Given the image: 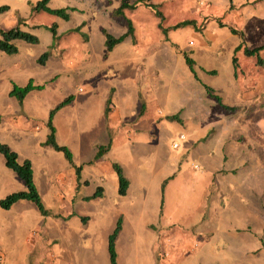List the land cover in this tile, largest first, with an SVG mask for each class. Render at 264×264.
Masks as SVG:
<instances>
[{
    "label": "rangeland",
    "instance_id": "1",
    "mask_svg": "<svg viewBox=\"0 0 264 264\" xmlns=\"http://www.w3.org/2000/svg\"><path fill=\"white\" fill-rule=\"evenodd\" d=\"M38 1L0 0V6L19 5L21 13L29 15L11 25L9 9L0 14V25L5 29L20 26L38 37L35 44L18 40L23 45L11 59L28 61L21 73L27 77L24 82L33 78L35 83L45 84L25 104L15 99L16 111L0 114V142L16 151L21 162L34 161V184L50 214L43 215L29 200H19L10 209L0 205L1 251L25 253L27 263L34 264V259L57 243L69 248L76 242L71 252L89 251L92 261L96 250L100 260L119 223L115 243L120 264H168L172 239L178 235L194 241L199 250L195 264L205 263L210 250L220 260L235 248L242 250L224 238L229 233L225 221L237 223L243 230L236 233L242 247L250 237L262 239L258 244L264 245V228L252 223L249 229L245 211L233 210L235 204L247 203L258 215L264 199V50L261 62L245 54L246 48L264 44V0H124L134 8L124 9L122 18L113 17L104 7L100 11V0H89L92 8H69L68 19L33 11ZM115 1L119 0L111 4ZM66 2L50 0L49 7L66 8ZM110 19L120 20V26ZM130 23L133 31L113 51L108 50L106 33L120 37ZM52 24L61 30L56 32L58 39L49 29ZM45 52H50L45 64L36 63L35 58ZM9 60L0 57V89L5 88V77L8 81ZM70 60L72 65L66 66ZM91 87L98 89L94 95ZM76 95L78 102L65 104L56 112L53 122L59 128L75 121L73 106L78 123L93 124L81 130L96 134L98 125L107 122L110 103L120 111L129 104L131 110L123 120H143L152 126L129 146L110 150L104 146L99 167L95 158L100 146L90 150L66 145L75 158L94 159L84 163L86 169L71 180L76 176L73 165L62 152L40 141L49 132L51 110ZM106 102L102 112L100 107ZM174 115L178 121L161 122ZM22 121L29 125L26 132L17 125ZM66 132L65 136L58 134L61 145L68 139ZM175 140L179 147L173 146ZM114 162L121 165L129 181L125 195L117 191L120 185ZM85 176L91 180L87 185L83 184ZM73 182L78 185L76 192ZM24 183L0 153V201L25 190ZM103 184L105 195L94 198L98 185ZM245 188L250 195L242 193ZM82 195L88 199H81ZM211 203L213 209L203 213ZM81 217L87 220L78 225ZM258 249L257 253H264V246ZM89 257L86 254L80 259Z\"/></svg>",
    "mask_w": 264,
    "mask_h": 264
},
{
    "label": "crops",
    "instance_id": "2",
    "mask_svg": "<svg viewBox=\"0 0 264 264\" xmlns=\"http://www.w3.org/2000/svg\"><path fill=\"white\" fill-rule=\"evenodd\" d=\"M102 1L103 0H100L101 4L97 5L98 8L101 11V8L104 7L106 9V12L110 13V14H113L114 11L119 7V5L121 3V0H119V1H115V4L112 5L111 4L112 0H104L106 2V4L103 5ZM67 3H68V5H64V3H62V5H64L65 7L68 6V7H66V8H68V11H69V8H73L76 10L81 9L82 11H84L85 9L92 8L90 3H89V0H67L66 4ZM18 6L19 5L10 6V8H9V9H12V11L10 13H8L7 16H8V23L11 25H15L16 20L18 22V18L23 19V17L29 16V15L25 16L24 13H21ZM97 6H94L93 8H96ZM28 7L30 9V6H28ZM82 13L84 14V12H82ZM113 17L122 18V16H113ZM112 21L114 22V24L118 23V26H120V22H121L120 20H117V19L111 20L110 19V22H112ZM114 24H113V26H114ZM79 25L80 24L78 23L77 27ZM12 27H15V26H11V28ZM3 29H5V28H3ZM8 29H10V28H8ZM57 31H58L57 33L60 34L59 32L61 30L59 28L57 29ZM122 31H121V34L122 35L125 34V30L123 29ZM17 41H15L16 45L18 46V52L17 53L8 54L5 52L4 53L0 52V57L2 55V57H4V58L6 57V60L10 58L7 66H6V69L8 70V73H7L8 81L12 80V85L8 84V81H6V77H5L3 79V81L5 83V88L0 89V104H2V107H0V114H3V115L6 114L7 112L9 113L12 110L13 111L17 110L14 108L15 104H16V102H15L16 98L11 97L9 95L10 91L13 88V83H16L18 85L21 84L20 86H24L28 83V81H30V79H29L28 81L24 82L27 79V77H24V75L21 74L23 69L27 67L28 61L25 60L23 62L17 58L11 59V58H13V56H16L19 53L20 45H23V43L17 44ZM30 44H32V43H30ZM114 48H115V46L113 47V49ZM113 49H112V51H113ZM112 51H110V52H112ZM40 56L35 58L36 63L38 62V59L40 58ZM71 65H72V60H70L66 64V66H69V67ZM53 78L54 77H51L50 80ZM0 80H2V79H0ZM32 80H33V78H32ZM6 83H7V87H6ZM33 83L36 85H41V84L35 83L34 80H33ZM22 84H24V85H22ZM43 85L45 88V84H43ZM43 89H41V90H43ZM41 90H32L31 92H29L28 95L26 96V98L24 99L23 103L25 104V101L27 100V98L31 94L35 93L36 91L40 92ZM90 90H91L90 93L92 95H94L98 89L91 87ZM92 99H93V96H92ZM78 100H79V96L76 95L72 98V102H70L67 105H70V104L74 103L75 101L78 102ZM87 100H88V97L85 98V101H87ZM77 104H79V103H77ZM77 104H75V105H77ZM106 105H108V102H106L105 104H103L100 107V109H102V112L104 110L103 108L106 107ZM109 105L111 106V111L109 113V116H107L108 119H107V117L104 118L105 120L107 119V122L105 121V124L100 123L98 125V127H100V130L97 131L96 134H92V135H89V134L87 135V133L83 132L81 130V128H82V126L93 127V124H87L86 125V123H82V124L78 123L76 120V114L74 113L75 110L73 109V106H72L71 107L72 112H73L72 116L75 118V121L72 120L71 122L67 123L65 126H63L61 128H59L58 124L54 123L56 126L57 137L59 136L58 135L59 132H60L61 136H65L66 135L65 130L67 131L66 133H67L68 139L65 142H62V145H68L69 147L70 146H72V147H80L81 146V147H87L88 149L90 147V150H91V147H94V146H101V147L103 146L104 147L107 145L109 147L108 149L110 150V148L113 146H115V147L129 146L128 143L129 142L131 143L132 140H134V139H138V137H137L138 135L141 136V134H142L143 136H145L143 133L150 130L152 125H150L149 123H147L143 120L141 122L139 121V122H133V123H130L127 120H123V118L127 114V112L129 114V112L131 110L130 108H128L129 104H126L125 106H123V109L121 111H120V109H116L115 108L116 106H114L112 103H110ZM62 107H64V106H62ZM62 107H60L59 110H61ZM164 120L166 121L169 119L168 118L167 119L162 118L161 122ZM155 121L156 122H154V123H159L160 120H158V121L155 120ZM169 121H171V120H169ZM13 124H16L15 121H13ZM17 125L19 126V129H21L22 131H25V132L27 131L26 128H28V126H29L28 124H26L25 121L19 122V123H17ZM63 129H65V130H63ZM75 132H77V133H75ZM29 136L33 137L31 134H29ZM45 141H46V138L42 139L40 141V143L45 144ZM72 153H73V159L75 161L74 164L81 167L80 172H82L83 170L86 169L85 168L86 166L84 163L91 162L92 160H94L90 157L86 158V159L84 158L83 160H80L79 156L77 158H75V152L73 151V149H72ZM103 157H104V155L101 158H98V159L95 158L97 167L103 165V163H101L103 161ZM26 158H27V155H26ZM82 161H83V163L81 164ZM71 168L76 172V169L74 168V166H71ZM106 169H107V167H106ZM76 177H77V173H76V176H73V178H71V180H73ZM90 181L91 180H89L85 176V180H84L83 184L87 185V183ZM74 182H75V180H74ZM74 182H73V185H75L74 190L76 192L78 185L74 184ZM98 186L103 189L102 197H99L102 199L103 196L105 195L104 192H105L106 185H104L103 187L101 185H98ZM225 187L228 188V184H226ZM242 193H247L250 195V189L245 188V189H243ZM86 197H87L86 195H82L81 199L85 200ZM206 201H207V199H206ZM212 203L214 204V202H212ZM212 203L205 206L203 213H204V211H207L208 208L213 209L214 206ZM218 203L219 204L222 203L221 204L222 207L225 206L223 201H221L220 199H218ZM105 206H107V204ZM258 207H259L258 211H260V213L258 215H256L255 211H253L252 208L250 206H248L247 203L235 204L233 207V210H235V209L240 210L241 209V210L245 211V214L243 213V218H248L247 219V225H248L249 229H250V226L252 223L258 227L264 228V199H263L261 205L259 204ZM124 213L125 212H122L121 215ZM72 216H70V217H72ZM79 219H80V223L78 225H81L82 224L81 222H85L87 220V217L86 218L81 217ZM237 222H239V221L237 220ZM224 224L229 225V233L226 236H224V238H226L228 241L227 240H225V241H227V242L232 241V243L234 245H236V247L242 248V250H237L234 247L235 249L231 253H228L227 257L225 255L220 260H218L219 256H218L217 252L210 250L207 253L209 259H207V261H205V263L203 262L201 264H225L226 261H228V264H264V253H257L261 249L255 250L256 248H261L264 246V245L258 244V242L261 241L262 239L261 240L260 239L257 240V238L251 239V237L249 236L250 241L246 242L245 245L242 247L239 243L240 236L236 235L237 232H243V230L238 227L239 224L237 225V223L236 224L229 223L228 221H225ZM233 226H236V229H234ZM232 229H234V231ZM209 231L210 230H208L207 232H209ZM202 233L203 232H201L200 234L202 235ZM212 233H214V231ZM186 234H187V232H186ZM195 234H196V232H195ZM172 241H174L173 242L174 246L171 247L170 252H168V258L166 259L168 264H195L196 263V260H194V258H196V255L199 253V250L194 245V241L192 242V240L187 235L186 236H184V235L175 236L172 239ZM42 246H44V245L42 244ZM170 246H171V244H170ZM75 248H76V242H75L74 247L69 246V248H66V246H61V245H59V243H57L55 246L51 247V250L49 252H47V250H46L45 252H42V254L39 258L34 259L33 260L34 264H104V261H106V264H111V261L109 260L110 254L108 252L109 251L108 245H106V249H105L104 253H102V258L100 260L96 259V256H100V253H98L96 250H94L93 252H94L95 258H93L92 261H90L91 253L89 251H88V253L85 251L71 252ZM88 248H89V246H87V249ZM116 248H117V245H116ZM116 251H117L116 261H118V264H120L119 259L121 256H120V253L118 252V248L116 249ZM21 254L22 253H20V254L18 253L17 255H11L8 252H6V254H5L1 251V248H0V264H3V263H5V264H28L26 261L25 253L23 255H21ZM86 254H89L90 257L87 258L86 260L81 261L80 258H84L86 256ZM73 256L76 257L77 260H74ZM212 256H214V257H212ZM215 259H216V262L214 263L213 261ZM1 262H3V263H1Z\"/></svg>",
    "mask_w": 264,
    "mask_h": 264
},
{
    "label": "trees",
    "instance_id": "3",
    "mask_svg": "<svg viewBox=\"0 0 264 264\" xmlns=\"http://www.w3.org/2000/svg\"><path fill=\"white\" fill-rule=\"evenodd\" d=\"M49 2L50 0H39L34 6H33V11H47L51 14H55L58 15L64 19H68L70 17V13L68 12V8H51L49 7ZM126 8H134V4L131 5L129 3H127L126 1H122V4L120 5L119 8H117L114 11V16H122L124 14V9ZM9 10V6L8 5H1L0 6V14L6 12ZM21 20V18H20ZM78 29L80 27H77ZM49 29L51 30V33H53L54 35V39H58L57 36V25L52 24ZM133 31V28L131 26L130 23V27L129 30L125 32V34L121 35L120 37H115L113 35H111L110 33H106V46L108 50H112L113 47L120 43L121 41H123L127 35L130 34V32ZM232 32H235V30H233ZM17 40H21V41H25L28 43H32L35 44L38 42V37L33 34L30 33L22 28H20V26H15L12 27L10 29H3L0 26V52H5L8 54H14L18 52V46L16 45ZM240 47H237L236 50H238ZM264 50V44L254 48V49H249L246 48L245 49V54L248 56H256L259 61H262V57H261V51ZM50 56V52H45L43 53L40 58L38 59V62L41 64H45L46 60L48 59V57ZM187 59V63L192 65V61L190 60V58L186 57ZM233 61V65L235 67H237L238 65V61L236 56L233 57L232 59ZM44 88V85H36L33 83V80H30L26 85L24 86H20L16 83H13V88L10 91L9 95L11 97L16 98L19 103H23L24 99L26 98V96L28 95L29 92H31L32 90H41ZM209 91L211 92L212 89L210 87H208ZM215 96V95H213ZM218 98V101L221 105H223L222 100L219 96H216ZM70 102H72V98L68 97L66 98L62 103H60L57 107H54L49 115V121H48V128H49V132L48 135L46 137V141L45 144L46 145H50L52 146L55 150L62 152L66 159L74 166V168L76 169V173L77 176L80 174L81 171V167L77 166L74 164L73 162V153L72 151L66 146V145H61L58 143L57 141V135H56V126L53 122L54 116L56 114V112L58 111V109L62 106H64L65 104H69ZM225 108H233V107H227V106H223ZM109 111V109L107 108V112ZM3 117L2 115H0V122L2 121ZM171 121H178L179 118L177 116H172L168 118ZM99 151L97 153L96 159L101 158L104 154L103 151L105 150L103 148V146L99 147ZM109 148V147H108ZM0 153L4 155L5 159H6V165L14 170L19 177L24 180V185H26V189L25 190H21V191H17V192H13L9 195H7L4 199H2L0 201V205L2 206V208L4 209H10L12 207V205L14 203H16L19 200H29L31 202H33L37 208L40 210V212L43 215H49L50 214V210L47 209L44 205V203L42 202V198L41 195L36 187V185L34 184V168H33V164L32 161L30 159H25L22 162L19 160V155L16 151H14L7 143H3L0 142ZM113 169L116 171V173L118 174V180H119V189H118V193L121 195H125L127 192V187H128V179L127 177L124 175L123 169L121 167L120 164L118 163H113L112 164ZM165 186V184H163V187ZM94 198L96 197H102V189L101 187H98V189L96 190V193L93 195ZM86 199H88V197H86ZM119 228H120V223L117 226V228L115 229V231L110 235L109 237V253H110V258L109 260L111 261V264H118V261H116L117 259V251H116V237L117 234L119 232Z\"/></svg>",
    "mask_w": 264,
    "mask_h": 264
},
{
    "label": "built area",
    "instance_id": "4",
    "mask_svg": "<svg viewBox=\"0 0 264 264\" xmlns=\"http://www.w3.org/2000/svg\"><path fill=\"white\" fill-rule=\"evenodd\" d=\"M185 136L182 134L181 135V139H183ZM173 146L174 147H179V142L177 141V140H175L174 142H173Z\"/></svg>",
    "mask_w": 264,
    "mask_h": 264
}]
</instances>
